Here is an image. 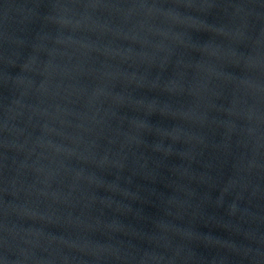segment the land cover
<instances>
[{"label": "water", "instance_id": "obj_1", "mask_svg": "<svg viewBox=\"0 0 264 264\" xmlns=\"http://www.w3.org/2000/svg\"><path fill=\"white\" fill-rule=\"evenodd\" d=\"M0 264H264V0H0Z\"/></svg>", "mask_w": 264, "mask_h": 264}]
</instances>
